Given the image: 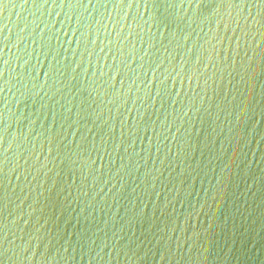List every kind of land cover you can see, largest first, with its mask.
<instances>
[{
	"label": "water",
	"instance_id": "95a60500",
	"mask_svg": "<svg viewBox=\"0 0 264 264\" xmlns=\"http://www.w3.org/2000/svg\"><path fill=\"white\" fill-rule=\"evenodd\" d=\"M0 264H264V0H0Z\"/></svg>",
	"mask_w": 264,
	"mask_h": 264
}]
</instances>
